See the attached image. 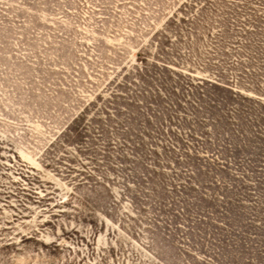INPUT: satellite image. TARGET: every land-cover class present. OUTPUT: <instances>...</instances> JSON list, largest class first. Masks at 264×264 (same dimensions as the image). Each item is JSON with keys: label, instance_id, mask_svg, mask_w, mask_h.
<instances>
[{"label": "rangeland", "instance_id": "obj_1", "mask_svg": "<svg viewBox=\"0 0 264 264\" xmlns=\"http://www.w3.org/2000/svg\"><path fill=\"white\" fill-rule=\"evenodd\" d=\"M0 264H264V0H0Z\"/></svg>", "mask_w": 264, "mask_h": 264}]
</instances>
